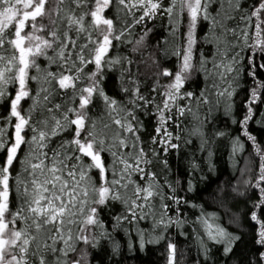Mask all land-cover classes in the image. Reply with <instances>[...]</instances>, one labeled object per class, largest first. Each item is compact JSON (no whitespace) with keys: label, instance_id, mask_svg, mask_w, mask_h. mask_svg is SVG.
<instances>
[{"label":"snow or ice","instance_id":"1","mask_svg":"<svg viewBox=\"0 0 264 264\" xmlns=\"http://www.w3.org/2000/svg\"><path fill=\"white\" fill-rule=\"evenodd\" d=\"M157 20L172 37L165 54L173 60L158 73L168 78L159 103L151 95L157 88L146 96L124 66L136 62L112 55L133 43L134 29L143 31L132 49L140 52ZM117 65L113 96L103 85ZM241 73L250 84L243 114L231 123L258 161L255 178L244 181L255 193L245 201L256 248L247 264H264V146L249 131L264 128V0H0V106L7 107L0 113V264H91L88 249L99 244L93 230L104 229L101 216L117 205L123 211L113 226L127 221L136 230L130 249L166 241L167 264H179L176 243L163 232L146 239L137 225L157 200L163 211L153 228L183 225L187 200L160 181L170 171L166 157L181 147L169 128L186 131L190 117L199 126L189 134L203 137L199 109L215 98L231 114ZM194 74H202L199 92L189 90ZM145 117L155 121L151 132ZM244 149L235 137L233 154ZM201 219L211 246L201 236L195 264H209L214 248L230 259L244 234ZM119 247L113 239L114 254Z\"/></svg>","mask_w":264,"mask_h":264},{"label":"trees","instance_id":"2","mask_svg":"<svg viewBox=\"0 0 264 264\" xmlns=\"http://www.w3.org/2000/svg\"><path fill=\"white\" fill-rule=\"evenodd\" d=\"M149 27H152L153 31L146 38L140 52H133L132 49L143 31L134 29L133 34L127 37L133 43L120 44L112 55L127 57L136 62L135 65L125 64L124 66L131 68L133 76L139 82L146 96L150 94L152 87L157 88V92L151 93V95L159 103L162 99L160 93L164 91L163 85L168 83V78L162 77L158 73L164 67H173V60L165 54L171 51L172 37L169 35L168 28L160 20L149 24ZM120 75L121 66L119 65L106 72L103 86L109 95L116 96L119 93ZM124 79L127 83V74ZM190 83L189 90L201 91L203 87L202 74H194L193 82ZM249 84L250 80H246L241 73L240 87L236 89L238 95L233 97L234 104L231 114H226L223 103L216 105L215 98H212V104L199 109L200 119L204 121L202 125L203 137L189 134L193 125L199 126V122L193 121L190 117L183 118L186 131L181 132L180 129L169 128L174 135L181 136L179 141H174L181 147L174 154L166 157L170 171L167 174H162L160 181H169L173 187L178 189V194L187 200V204L183 206L182 215H179L183 225L178 227L173 224L167 229L163 225L153 228L152 225L159 221L163 211L160 207L161 202L157 200L153 202L155 206L149 212L148 219L141 221L137 227L145 230L146 239L154 238L163 232L168 239L176 243L179 264H195L196 259L201 256V236L211 246V242L207 241L204 235L205 225L201 218L208 219L209 223L228 226L229 230L236 234H244L230 259L222 255V250L214 248L209 264H247L249 257L256 251L253 237L250 234L251 225L245 215L249 208V204L245 201L248 197L255 198V193L245 187L244 181L255 178L258 161L253 156L251 143L241 135L239 127L231 123L232 116L239 119L243 114V102L247 98ZM209 108H211V112L208 111ZM0 113L7 114L6 105L0 106ZM144 120L148 125V131L151 132L155 121L149 123L148 117H145ZM249 131L264 146V128L257 124H250ZM219 132H223L225 135L218 136ZM237 136L241 137L245 149L234 155L233 141ZM184 140L192 142L185 144ZM205 140L207 143H204ZM249 166L252 167V172L247 171ZM160 168L162 165L155 170L159 171ZM177 180L180 182L179 184L176 183ZM188 188L191 190L187 191ZM180 189H185V191H179ZM164 191L166 195L171 194L167 188ZM239 193H244V195ZM120 211H123V207L119 205L107 209L101 216L104 229L93 230L99 244L96 248L88 249L91 264H167L166 241H162L160 244H146L143 249H140L139 246L129 248L130 243H135L136 230L127 221L122 222L119 229L113 226L112 217ZM145 211L149 210L145 209ZM177 215L169 213L173 219H176ZM167 219L165 217L166 221ZM104 230L110 232L114 241L119 244L117 254L113 253V239H105L100 235ZM79 247L86 246L79 245Z\"/></svg>","mask_w":264,"mask_h":264}]
</instances>
